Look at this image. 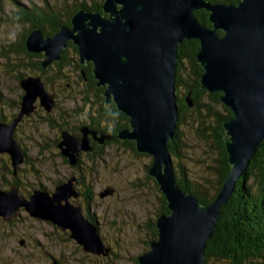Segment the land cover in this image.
<instances>
[{"label": "water", "instance_id": "water-1", "mask_svg": "<svg viewBox=\"0 0 264 264\" xmlns=\"http://www.w3.org/2000/svg\"><path fill=\"white\" fill-rule=\"evenodd\" d=\"M201 8L208 11L210 26L194 15ZM184 39L199 41L195 58L203 69L201 88L220 91V101L232 111L222 122L229 170L215 198L206 204L177 185L167 148L178 118L175 70L177 47ZM68 40L77 45L80 63H92L96 85H104L105 104L113 101L128 116V127L118 129L115 136L133 140L137 152L151 155L147 174L165 196L169 212L156 216V238L135 256L138 264H201L220 208L264 137V0H103L101 11L79 8L70 16V26L62 25L50 35L33 27L24 45L27 51L43 53L45 66L59 59ZM19 86L23 93L18 112L9 122L0 121V153L9 156L13 175L25 160L14 135L17 123L34 111L37 99L46 111L54 104V93L39 75L21 77ZM185 99L192 104L188 96ZM79 130L81 135L76 136L61 129L54 144L71 166H76L82 150H92L88 133L99 144L113 137L85 123ZM76 180L72 173L51 190L41 186L27 196L15 184L0 188V217L11 219L23 209L68 230V237L83 251L107 256L110 247L96 222L75 201L80 196ZM112 192L107 185L98 196ZM52 264L62 263L53 259Z\"/></svg>", "mask_w": 264, "mask_h": 264}, {"label": "rangeland", "instance_id": "rangeland-1", "mask_svg": "<svg viewBox=\"0 0 264 264\" xmlns=\"http://www.w3.org/2000/svg\"><path fill=\"white\" fill-rule=\"evenodd\" d=\"M16 1L25 5L48 2L62 13H70L78 3H88L89 0ZM1 6L4 20L0 23V115H4L7 118L4 121L9 122L19 110L23 93L17 78L19 74L21 77L39 75L47 90L55 92L54 104L49 111L40 106L37 99V108L35 107L29 115H24L26 118L22 117L15 128V138L27 155V163H20L17 170L21 175L19 187L42 186L51 190L57 181L65 180L72 173H75L77 178L82 175L84 181L76 182V187L81 191L88 185L91 186L94 197L89 209L102 239L110 247V252L107 256H92L68 237V231H63L48 221L33 218L26 211L20 210L12 221L0 219V264H52L53 259L62 264H133V257L145 251V242L149 238L148 221L155 223L156 212L161 208L159 189L146 170V166L151 162V155L142 152L135 154L128 146L111 142L106 144L101 155L93 160H88L85 153H82L80 171L63 161L59 150L52 144V139H60L61 129L48 123L46 119L51 117L53 123H59L63 120L59 117V112L72 108L81 109L84 113L93 112V93L89 92V100H82V93L85 94L87 85L78 76L80 70L74 68L73 62L59 69L53 65L48 71L38 73L26 66L30 59L24 54L11 53L8 50L9 44L18 45L27 25L11 19L13 13H16L13 0H2ZM1 52L8 53V56L3 57ZM20 62L22 67L18 64ZM51 78L53 88L50 87ZM195 114L196 112L191 110L186 114L184 112L178 125L183 133L181 158L177 159L171 156L170 152L169 154L172 169L184 167L187 177L194 184L203 181L204 185H208L209 180H215L214 168L219 153L212 137L200 135ZM67 120V128L62 129L70 131L74 117ZM125 127H128V124ZM106 129L104 132L113 136L109 139L121 140L115 136L116 131ZM80 135L79 132L76 136ZM7 166L11 169L9 156L7 153H0V188H8L5 183L10 176ZM107 185L113 187V192L99 197L98 192ZM75 201L84 208L81 199L77 198ZM20 238H23V246L19 244Z\"/></svg>", "mask_w": 264, "mask_h": 264}, {"label": "trees", "instance_id": "trees-1", "mask_svg": "<svg viewBox=\"0 0 264 264\" xmlns=\"http://www.w3.org/2000/svg\"><path fill=\"white\" fill-rule=\"evenodd\" d=\"M102 1L103 0H89L87 1L88 3L81 1L70 11V13H62L48 2L41 3L40 5L35 3L25 5L19 3V1L13 0L16 13H13L14 15L11 19L13 21L25 23L27 29L21 35L18 45L15 44L13 46L10 43L8 50L13 54L22 53L28 57L30 61L26 63V66L30 70L37 71L38 73L48 71L53 65L59 69L63 65L71 64L72 62L74 68L79 69L82 64H80L78 59L77 45L72 41H67L58 60H53L45 66H42L41 61L44 58L43 53L27 51L24 45L25 38L33 27H40L43 30L44 35H50L57 31L62 25L70 26V16L73 12L79 8L101 11ZM210 1L236 3L238 0ZM1 4L2 0H0V23L4 20L1 13ZM194 14L200 23L207 26L211 25L208 19V11L198 9L194 11ZM218 33L221 34L222 31L218 30ZM198 49V39H184L177 47L175 93L178 107V118L176 120V128L173 133V138L168 140L167 148L171 156L176 157L177 159L181 158L182 155L180 149L182 146L181 142L183 141V133L178 125L183 118L184 112L186 114L188 110L195 111L200 135L212 137V140L216 143L218 149L219 155L216 159V167L214 168L215 180L214 182L209 180L208 185H204L203 181H201L200 184L197 183V186L187 177L184 167H179L178 170L173 169V173L177 185L183 191L193 193L201 203L206 204L215 198L220 189L221 183L229 170V163L224 147V138L226 134L222 122L224 119L232 116V111L220 101V91L212 93L201 88L199 76L203 69L195 58ZM1 55L7 57L8 53L1 52ZM18 64L21 66L22 63L20 62ZM89 67L90 65H87L85 68L90 76L88 75V86L85 94L82 93V100L84 102L89 100L90 96L88 94L91 91L94 96L93 104L95 105V110L93 112L88 111L85 113L81 109L77 110L72 108L71 110H63V112H61V110L59 112V117L63 118L61 122L53 123L51 117H48L46 121L51 125L55 124L62 129L67 128L69 122L67 118L74 117L70 131L76 135L79 134V126L83 122L82 119H84V123H86L89 128L99 131H106V128H110L111 131L115 132L121 127L127 126L128 116L118 110L113 102L105 107L104 96L102 95V90L104 89L103 85H96V79L93 77V74L90 73V70L88 69ZM78 76L80 78L84 77L81 74H78ZM17 78L19 80L21 75L19 74ZM186 96L191 99L193 105H188L185 99ZM5 118L4 115H0V121L5 120ZM24 118L26 117L24 116L23 119ZM58 140L59 138L52 139V144H55ZM111 142H120V144L122 143V145L128 146L135 154H141L136 151L133 140L106 139L101 144L92 142L93 150L85 153L86 158L88 160H93L96 156H100L104 146ZM22 150L25 154L24 161L27 163L26 151L23 147ZM80 156L81 154L79 155L75 166L79 171L80 163L82 162ZM62 160L67 161V158L62 156ZM150 163L146 166V170ZM7 170L10 174L9 179L5 181L7 187L11 184H15L19 193L25 196L29 195L34 187L27 185L20 188L19 183L21 175L18 173L13 175L12 169L8 166ZM151 178L158 188L155 179L153 177ZM78 181L83 183L84 178L82 175L78 177ZM159 192L161 208L156 212V216L160 213L169 212V209L166 207L165 196L160 190ZM81 196L82 201L84 202L83 209L87 212V217L94 221L95 218L89 209V204L94 197L91 186L88 185L82 190ZM148 222L149 238L145 242V250L149 247V240L156 238L155 223L151 220ZM91 255L94 256V254ZM132 261L133 264H138L136 257H133ZM201 264H264V137L258 142L248 160V163L242 170L241 174L236 178L233 190L220 208L214 230L205 242L203 261Z\"/></svg>", "mask_w": 264, "mask_h": 264}, {"label": "flooded vegetation", "instance_id": "flooded-vegetation-1", "mask_svg": "<svg viewBox=\"0 0 264 264\" xmlns=\"http://www.w3.org/2000/svg\"><path fill=\"white\" fill-rule=\"evenodd\" d=\"M202 10L204 9V8H201ZM200 10V9H199ZM205 10V9H204ZM207 11V10H206ZM78 52V51H77ZM79 59V58H78ZM80 64H82V66H80L79 67V69H77V70H80V73L79 74H81L82 76H84L83 78L81 77V79L84 81V83H85V85H87L88 86V82H87V79H88V75L90 76V74L87 72V70L85 69L86 67H87V65H90V67L88 68L89 70H90V73H92V70H91V66H92V63L90 62V61H85V62H83V63H80ZM84 65V66H83ZM86 73V74H85ZM93 74V73H92ZM94 77V76H93ZM50 87L51 88H53V84H52V79H51V83H50ZM103 88H104V85H103ZM23 91V90H22ZM55 93V92H54ZM113 101H110V102H108L107 104H105V107L106 106H108L110 103H112ZM35 104H37V103H35ZM116 107V106H115ZM36 108H37V106H36ZM83 120V124H84V119H82ZM86 124V123H85ZM80 132V131H79ZM104 132V131H103ZM87 137H88V140H89V142L92 144V142L94 143H97L98 144V142H97V140L90 134V133H88V135H87ZM106 139L104 138L103 139V142L105 141ZM122 140V139H121ZM93 146V145H92ZM92 150H93V148H92ZM91 150V151H92ZM87 151H84V150H82L81 152H80V154H82V153H86ZM77 176V175H76ZM76 182H79L78 181V178H77V180H76ZM76 182H75V185H76ZM81 193H82V190L80 191V196L78 197V199H81L82 200V196H81ZM21 210H23V209H21ZM20 212V211H19ZM18 216V215H17ZM16 216V217H17ZM0 219H3V218H1L0 217ZM15 219V217H13V218H11V219H8V220H5V219H3L4 221H12V220H14ZM63 231H68V230H63ZM70 238V237H69ZM19 244L21 245V246H23V238H20L19 239ZM62 263V262H61ZM5 264H9V262H7V263H5Z\"/></svg>", "mask_w": 264, "mask_h": 264}, {"label": "bare ground", "instance_id": "bare-ground-1", "mask_svg": "<svg viewBox=\"0 0 264 264\" xmlns=\"http://www.w3.org/2000/svg\"><path fill=\"white\" fill-rule=\"evenodd\" d=\"M231 3H233V2H231ZM195 15V14H194ZM196 16V15H195ZM197 20H198V18H197ZM202 24V23H201ZM204 25V24H203ZM218 32V31H217ZM218 35H219V33H217ZM222 34V33H221Z\"/></svg>", "mask_w": 264, "mask_h": 264}, {"label": "clouds", "instance_id": "clouds-1", "mask_svg": "<svg viewBox=\"0 0 264 264\" xmlns=\"http://www.w3.org/2000/svg\"><path fill=\"white\" fill-rule=\"evenodd\" d=\"M4 121V120H3ZM80 131V130H79ZM73 134V133H72ZM88 152V151H87ZM83 207V206H82ZM85 211V210H84Z\"/></svg>", "mask_w": 264, "mask_h": 264}]
</instances>
